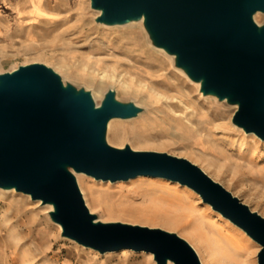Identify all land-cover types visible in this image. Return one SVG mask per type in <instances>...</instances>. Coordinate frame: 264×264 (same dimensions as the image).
I'll use <instances>...</instances> for the list:
<instances>
[{"label": "water", "instance_id": "obj_1", "mask_svg": "<svg viewBox=\"0 0 264 264\" xmlns=\"http://www.w3.org/2000/svg\"><path fill=\"white\" fill-rule=\"evenodd\" d=\"M96 22H141L156 48L200 84L204 96L237 107L232 123L264 141V0H91ZM136 104L109 90L97 106L92 95L42 64L0 74V189L15 190L51 206L62 237L100 254L131 250L157 264H201L176 233L120 222L104 223L86 206L76 174L103 182L139 177L163 179L198 194L260 246L264 217L213 180L199 166L167 153L114 148L109 122L140 115Z\"/></svg>", "mask_w": 264, "mask_h": 264}, {"label": "rangeland", "instance_id": "obj_2", "mask_svg": "<svg viewBox=\"0 0 264 264\" xmlns=\"http://www.w3.org/2000/svg\"><path fill=\"white\" fill-rule=\"evenodd\" d=\"M46 9L48 16L55 22L64 21V27H70L69 33L61 34L59 30L45 32L37 27L38 23L29 10L19 9L23 29L20 32H15V29L10 33L0 31V74L13 72L21 66L42 64L58 74L64 84L89 92L97 106L101 105L109 90H114L119 101L134 103L142 112L133 119L115 120L112 129L108 126L106 140L110 146L118 149L130 146L135 151L167 153L187 159L238 197L252 211L264 217V178L249 176L245 168L240 169L241 159L238 156V147L241 145L245 151L241 152L243 155L254 156L263 165L264 141L253 134H246L232 123L237 110L235 106L215 97L204 96L200 86H196V83L175 66L174 58L160 49L162 54L157 58L164 62L168 78L175 80L181 90L189 95L192 106L206 112L213 124L217 125L215 134L218 139L220 137L226 155L217 156L211 151H202L187 141L177 139L145 142L148 131L143 124L148 122V117L153 118L158 114L157 105L144 93L128 90L119 74L120 70L112 68L116 66L117 59H126L116 48L120 45L117 36L122 31H128L131 24L106 26L97 23L100 12L91 8V0H77L74 5H70L68 0H57L53 7L47 6ZM258 21L260 25L264 24V14L259 15ZM139 33L150 48L159 49L152 45L143 23ZM172 94L170 92L167 95ZM120 136L122 139H119ZM139 137L141 144L136 143ZM80 175L84 174H76V179L86 206L104 223L120 222L162 229L176 233L195 251L199 250L187 226L170 214L164 215L161 209L153 208L151 204L149 207L147 203L137 204L133 208L112 205L110 208L114 212L108 214L109 210L106 209L109 207L98 202L99 198L116 201L125 193L155 186L176 191L181 199L195 206L204 216H208L210 222L234 226L226 220L223 221L224 218L210 206L203 204L201 198L192 190L166 180L136 178L111 183ZM49 212L47 206L32 201L28 195L19 194L15 190L0 189V264H157L147 260L144 252L125 250L123 254H100L63 238L62 230L51 221ZM238 230L252 241L246 253L250 264H258L260 246L241 229ZM201 258V264H209L206 257L201 255Z\"/></svg>", "mask_w": 264, "mask_h": 264}, {"label": "bare ground", "instance_id": "obj_3", "mask_svg": "<svg viewBox=\"0 0 264 264\" xmlns=\"http://www.w3.org/2000/svg\"><path fill=\"white\" fill-rule=\"evenodd\" d=\"M56 2L57 0H0V31L4 30L10 33L16 29L15 32H20L23 26L19 9H27L38 23L37 27L41 30L45 32H49V30L58 32L59 30L61 34L69 33L70 27H64V21L62 23L55 22L47 14V6L53 7ZM68 2L70 5H74L77 0H68ZM259 15L261 13L255 15L254 21L261 26L258 21ZM130 24L128 31H122L117 36V42L120 45L116 48L126 59H117L116 66L112 68L120 70L119 74L128 90L144 93L153 104L157 105L156 112L158 114H155L153 118L148 117V122L143 124V127L148 131L146 132L148 139L145 142L150 143L156 139L173 141L177 139L182 142L187 141L190 145H194L202 151H211L217 156H225L224 145L220 143V137L218 139L215 134L217 125L213 124L206 112L192 106L189 95L181 90L180 85L175 80L168 78L164 62L159 61V58H157L161 57L162 50L150 48L141 38L139 32L142 23L134 22ZM63 27L64 29H62ZM135 53L137 54L135 55ZM134 59L136 61H133ZM196 86H200V84L196 83ZM170 92H173V94L167 95ZM115 120L109 122V128L112 129ZM139 138H137V144L142 143L141 138ZM119 139H122V136ZM238 151V156L241 159L239 168L243 170L245 168L249 176L264 178V164L260 165V161L254 156L243 155L241 152L245 151L241 145L238 147ZM98 202L109 207L106 209L109 210L107 211L108 214L114 212L110 208L112 205L133 208L137 207V204L144 205V203H147L148 207L151 204L153 208L161 209L164 215L170 214L179 220L182 225L188 227L191 237L197 242L199 250H196V253L201 261L202 255L206 257L209 264H250L246 253L247 248L252 245V241L246 238L237 226L228 223L219 225L216 222H210L208 216H204L198 212L195 206L181 199L176 191L172 192L171 189L149 186L142 191L125 193L116 201L99 198ZM47 207L49 211L52 210L51 206ZM220 216L222 217V215ZM225 220L230 222L224 218L223 221ZM55 225L60 231L62 230L58 224ZM125 252V250H122L107 255L123 254ZM146 256L147 260L155 261L152 254L146 253ZM98 264L102 263L99 262Z\"/></svg>", "mask_w": 264, "mask_h": 264}]
</instances>
